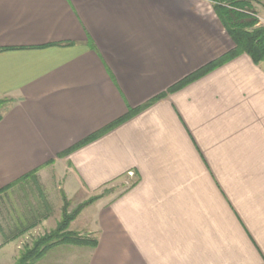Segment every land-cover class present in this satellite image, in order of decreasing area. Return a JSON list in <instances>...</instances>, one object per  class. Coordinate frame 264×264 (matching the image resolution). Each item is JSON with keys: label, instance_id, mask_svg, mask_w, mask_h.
<instances>
[{"label": "crops", "instance_id": "obj_1", "mask_svg": "<svg viewBox=\"0 0 264 264\" xmlns=\"http://www.w3.org/2000/svg\"><path fill=\"white\" fill-rule=\"evenodd\" d=\"M233 48L210 0H0V190L56 170L69 199L128 185L72 222L96 236L84 264H264V62L67 155Z\"/></svg>", "mask_w": 264, "mask_h": 264}, {"label": "rangeland", "instance_id": "obj_2", "mask_svg": "<svg viewBox=\"0 0 264 264\" xmlns=\"http://www.w3.org/2000/svg\"><path fill=\"white\" fill-rule=\"evenodd\" d=\"M250 4L255 13L253 16L261 25H264V13L257 12L254 4ZM58 173L59 171L56 170L50 174L53 180H50L47 186L43 185L40 177L35 174L23 179L22 184L10 191L0 193V264H18L21 257L28 250L33 249L39 238L57 228V225L62 221L64 208L67 204V213H74L76 209L96 197V195L79 194L73 195L69 199L62 189V185L58 184L61 183ZM30 177L31 179L27 180ZM127 187L126 184L110 187L99 193V196L102 195V198L112 192L117 195L126 191ZM64 198L67 200L66 204ZM80 220H82L81 216ZM32 223L34 225L30 228L29 225ZM71 225L72 222L67 230L68 233L73 234L77 240L84 241L85 245H59L46 251L43 257L33 264H84L88 252L90 253L95 248L93 246L97 242L96 236L87 230L83 232L78 230L80 224L76 223L72 228ZM27 226L29 227L25 229L27 231L12 237L18 228L23 229Z\"/></svg>", "mask_w": 264, "mask_h": 264}, {"label": "trees", "instance_id": "obj_3", "mask_svg": "<svg viewBox=\"0 0 264 264\" xmlns=\"http://www.w3.org/2000/svg\"><path fill=\"white\" fill-rule=\"evenodd\" d=\"M214 4V10L225 28L227 34L232 39L234 43V48L220 57L217 60L210 62L205 65L197 72L187 76L182 81L171 87L166 93L158 96L156 99L142 106L141 108L131 111L127 117L115 122L99 134L94 135L87 141L78 144L71 150L67 152V155L71 152L79 149L80 147L86 145L90 141L100 137V135L105 134L111 129L123 124L127 120L131 119L133 116L139 114L140 112L149 108L154 102L162 99L167 94L174 93L191 84L194 81L206 76L215 69L221 67L222 65L236 59L241 55H247L251 58L255 65H260L264 62V25H261L259 21L253 16L255 13L252 11L251 1L250 0H210ZM8 102L7 99L0 98V121L2 119V110L4 105ZM31 174L29 176H34ZM6 189L0 190V193H3ZM102 196V195H101ZM101 196H96L91 201L85 203L80 208L76 209L74 213H67L68 204L64 208L62 221L57 225V228L51 232L45 234L39 238L33 247V249L28 250L19 260L18 264H33L36 260L43 257L44 253L50 249H53L59 245H77L84 246V241L80 239L77 240L73 234L68 233V228L78 215L82 212L83 209L96 202L97 199ZM65 204L67 203L66 198H64ZM34 224H30L31 228ZM28 226L17 230L12 236H18L21 233H24L25 229L29 228ZM97 243L93 247H96Z\"/></svg>", "mask_w": 264, "mask_h": 264}]
</instances>
